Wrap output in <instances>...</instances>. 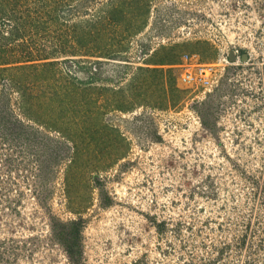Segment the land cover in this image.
Wrapping results in <instances>:
<instances>
[{
	"label": "rangeland",
	"instance_id": "374dc122",
	"mask_svg": "<svg viewBox=\"0 0 264 264\" xmlns=\"http://www.w3.org/2000/svg\"><path fill=\"white\" fill-rule=\"evenodd\" d=\"M44 1L0 0V35L28 30L0 53L43 57L67 43L81 79L56 55L14 69L41 119L10 88V109L33 129L0 128V264H264V0H46L58 8L49 25ZM184 53L229 61L217 84L196 87L177 80ZM72 143L86 156L68 167ZM52 216L84 219L78 263Z\"/></svg>",
	"mask_w": 264,
	"mask_h": 264
},
{
	"label": "trees",
	"instance_id": "16d2710c",
	"mask_svg": "<svg viewBox=\"0 0 264 264\" xmlns=\"http://www.w3.org/2000/svg\"><path fill=\"white\" fill-rule=\"evenodd\" d=\"M3 2H19V0H1ZM50 1V0H49ZM49 1H44L43 2V6L46 5V8L44 9L45 11H48V15L51 16V20L50 22H48V25L50 23H54V22H57V19H58V13L56 11H58V8H56L55 6H52V4L49 2ZM2 3V2H1ZM0 3V5H1ZM142 3V2H141ZM145 6V3L144 5ZM144 8V7H143ZM148 9L144 8V11L146 12ZM1 11H4V15H6L7 17L6 18H3L1 21L4 23V20H7V21H12V16L13 15H16L15 12H14V9L13 7H10V8H2L1 7ZM110 13L112 14V16L116 17V10L114 11L113 8H111L110 10ZM119 14V13H118ZM147 15V12L146 14ZM11 19H10V18ZM117 18V17H116ZM115 18V19H116ZM121 19V18H119ZM44 22V21H43ZM43 22H40V24H37L35 25V28L37 27L40 28V27H43L44 29L47 28V25L43 24ZM30 25H33L32 23H29ZM141 25V24H139ZM15 31H14V30ZM12 29L11 33H8L6 34L7 36H4L5 34H1L0 35V39L3 41L2 43H0L1 47L0 48H7V46H5V40L4 38L8 41V43H12V42H18L20 40L23 41V37H24V31H28L26 30L25 27H18L15 26L14 28ZM1 31V29H0ZM26 34V33H25ZM82 40V42H81ZM79 39L78 43H83L85 41V38L84 39ZM8 43L6 45H8ZM64 43V42H63ZM67 44V43H66ZM62 45L60 47H62L60 50H58V52H51V55H47V56H43V57H35V56H32V54H27V58L26 59H19V58H10L8 56H6L5 54L1 55L2 53H0V83L3 84V86L1 87V90H0V128L3 129V127L7 128V126L9 125L8 123L10 122V126H12L13 130L10 131L9 135H14L15 133L17 134H23V130H30L31 131V125L29 123H26L25 121L23 122L22 119L18 118L17 114L14 113L13 109H10V106H9V94H10V88H13V87H16L17 91L20 93V95L23 97L22 99H24V101L22 100L21 102V105L23 107V113L25 115H27L28 118H34L35 120L36 119H41L35 111H32L31 108H30V104H32V100L34 97L36 96H30V95H26L25 93V88L22 86L21 84V81H22V77L18 76V72H15L14 69H22L23 67L25 66H29L31 68H33V66H38L39 63H41V65H47L50 67L52 65H55V61L57 60H52L51 58L54 57V55H56V57H61V60L63 61L62 63V68L63 71L62 73H66V75H70V77H72L73 80H79L81 79L78 75L77 76H73L72 73L74 75L75 74V71L73 70H76L80 67H76V66H81V63L76 65L77 62L81 61L80 58H77V57H74L76 54V52H74L73 50H71V47L72 45ZM5 50V49H4ZM1 51V52H4ZM117 51V50H116ZM116 51H113L112 53L111 52H107L108 55L107 56H110V57H114L116 56ZM35 60H39L40 62L36 64V62H32L30 63L29 61H35ZM24 62V63H19V62ZM90 61V60H89ZM28 62V63H26ZM88 62V60L86 61ZM102 62V59H97L93 62H89L88 64V68H91L90 71L92 72V75H90L87 79V83L88 82H93L95 81V74H99V65L100 63ZM176 63L177 61H174V60H170L169 61V64H172V63ZM90 66V67H89ZM140 69H144L143 67H139ZM154 70L153 71H157L155 70L156 68H153ZM158 69V68H157ZM161 69V68H160ZM164 71V69H161ZM169 78L171 80L174 79V76L172 74V71H171V68H169ZM88 74V73H87ZM94 76V77H93ZM170 80V82H171ZM24 81V80H23ZM79 83L82 82V81H78ZM84 87V86H82ZM172 89L174 87H171ZM84 89L86 90L87 88L84 87ZM173 97V96H172ZM30 100V102H28ZM28 102V104L26 105L25 103ZM86 104V107H88V102H85ZM26 105V106H25ZM119 108L121 109H127L128 108V105H123V104H117ZM89 115V114H88ZM90 116V115H89ZM42 121H44V123L46 125H49L51 128H53L55 130V133H61L62 132V135H64V137L67 138V140L69 142L71 141H75V139L73 138V134H71V129L68 127V126H65L67 127L69 130L67 131V128H64V130H61L59 127L61 126H57L56 122L54 121L55 125L52 123V122H48L47 120H45L44 118H42ZM14 124L16 126H14ZM28 127H31V128H28ZM33 129V128H32ZM61 130V131H60ZM2 131V130H0ZM29 131V132H30ZM4 132V131H3ZM15 132V133H14ZM6 133V132H4ZM67 140H65L67 142ZM103 140L104 138L101 137L99 140H98V143L99 145L102 143L103 144ZM69 147L72 149V155H71V158H70V164L68 167H71V165L74 163V164H78L79 162H81V160H83V158L86 156H84L82 154V151L84 149H82V147L78 144H70ZM87 161H89V157L87 156ZM94 161V160H92ZM87 162L86 161H83V164L85 165H82V166H85V167H89L87 166L86 164ZM94 167H97V166H94ZM69 176L66 175V195L67 196H72V191H71V188L73 186H71V181L69 180L68 178ZM100 193L101 195L103 196H107L106 193L103 191V189L100 190ZM68 203H71V199L70 201H68ZM69 206V204H68ZM73 211H77V213H80L81 211L78 209H75L73 206H69ZM83 227H84V219L81 217V216H78L76 218H71V219H67V220H62L60 218H57L55 216H52V222H51V228H52V231L55 235V238L63 245L67 255L69 256V258L73 261V262H79L80 260V257L82 256V242H81V237H82V230H83Z\"/></svg>",
	"mask_w": 264,
	"mask_h": 264
},
{
	"label": "built area",
	"instance_id": "2783aa9c",
	"mask_svg": "<svg viewBox=\"0 0 264 264\" xmlns=\"http://www.w3.org/2000/svg\"><path fill=\"white\" fill-rule=\"evenodd\" d=\"M228 61L225 55L211 61H202L196 53H184L177 63L179 68L177 80L182 84L196 87L213 86L219 81Z\"/></svg>",
	"mask_w": 264,
	"mask_h": 264
},
{
	"label": "water",
	"instance_id": "95a60500",
	"mask_svg": "<svg viewBox=\"0 0 264 264\" xmlns=\"http://www.w3.org/2000/svg\"><path fill=\"white\" fill-rule=\"evenodd\" d=\"M233 57H234V54L231 53V58H233Z\"/></svg>",
	"mask_w": 264,
	"mask_h": 264
}]
</instances>
